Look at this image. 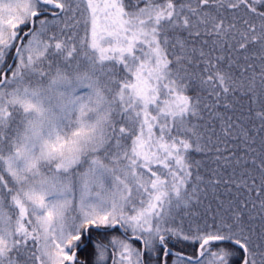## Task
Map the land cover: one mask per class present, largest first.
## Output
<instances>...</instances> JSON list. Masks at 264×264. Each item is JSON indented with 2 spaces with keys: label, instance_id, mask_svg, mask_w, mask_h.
Listing matches in <instances>:
<instances>
[{
  "label": "snow or ice",
  "instance_id": "obj_1",
  "mask_svg": "<svg viewBox=\"0 0 264 264\" xmlns=\"http://www.w3.org/2000/svg\"><path fill=\"white\" fill-rule=\"evenodd\" d=\"M0 264H264V0H0Z\"/></svg>",
  "mask_w": 264,
  "mask_h": 264
},
{
  "label": "trees",
  "instance_id": "obj_2",
  "mask_svg": "<svg viewBox=\"0 0 264 264\" xmlns=\"http://www.w3.org/2000/svg\"><path fill=\"white\" fill-rule=\"evenodd\" d=\"M90 251H91V249H89L87 252L83 253L82 255L83 256H89L90 255Z\"/></svg>",
  "mask_w": 264,
  "mask_h": 264
}]
</instances>
